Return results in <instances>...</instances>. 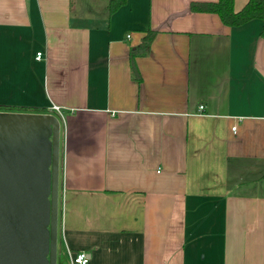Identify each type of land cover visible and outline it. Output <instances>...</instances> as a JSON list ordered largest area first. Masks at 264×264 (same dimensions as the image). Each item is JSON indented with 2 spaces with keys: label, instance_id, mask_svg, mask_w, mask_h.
<instances>
[{
  "label": "crops",
  "instance_id": "obj_1",
  "mask_svg": "<svg viewBox=\"0 0 264 264\" xmlns=\"http://www.w3.org/2000/svg\"><path fill=\"white\" fill-rule=\"evenodd\" d=\"M109 1L0 0V105L61 122L62 255L264 264L263 21ZM150 29L138 81L130 50Z\"/></svg>",
  "mask_w": 264,
  "mask_h": 264
},
{
  "label": "water",
  "instance_id": "obj_2",
  "mask_svg": "<svg viewBox=\"0 0 264 264\" xmlns=\"http://www.w3.org/2000/svg\"><path fill=\"white\" fill-rule=\"evenodd\" d=\"M59 117L0 110V264H57Z\"/></svg>",
  "mask_w": 264,
  "mask_h": 264
},
{
  "label": "trees",
  "instance_id": "obj_3",
  "mask_svg": "<svg viewBox=\"0 0 264 264\" xmlns=\"http://www.w3.org/2000/svg\"><path fill=\"white\" fill-rule=\"evenodd\" d=\"M126 3V0H110L109 12H115L120 6ZM190 8L194 12H212L220 16L221 20L229 26L238 27L247 22L260 19L263 21L261 36L264 37V0H248L240 10L235 9V0H215V1H192ZM156 35L155 30H148L142 38L140 44L132 47L130 50V62L133 74L136 80L140 81V73L136 63V57L149 52L151 43ZM0 110L6 111H25V112H45L44 108L38 107H15L9 105H0ZM59 221L61 220V209L59 210ZM57 264H70L69 259L62 255L58 247Z\"/></svg>",
  "mask_w": 264,
  "mask_h": 264
},
{
  "label": "built area",
  "instance_id": "obj_4",
  "mask_svg": "<svg viewBox=\"0 0 264 264\" xmlns=\"http://www.w3.org/2000/svg\"><path fill=\"white\" fill-rule=\"evenodd\" d=\"M130 36V35H128ZM42 56V52H38L37 57L41 58ZM53 110L55 111H59L60 112V107L57 105H53ZM205 109V105L201 104L199 105V111L202 112ZM233 129L235 130L236 127H233ZM68 259L70 264H88L89 263V256L85 251H72L69 250L68 251Z\"/></svg>",
  "mask_w": 264,
  "mask_h": 264
},
{
  "label": "rangeland",
  "instance_id": "obj_5",
  "mask_svg": "<svg viewBox=\"0 0 264 264\" xmlns=\"http://www.w3.org/2000/svg\"><path fill=\"white\" fill-rule=\"evenodd\" d=\"M61 206H60V200H59V210H60ZM59 214H60V211H59ZM60 230H61V224H60V221H59V236H58V247H61V243H60Z\"/></svg>",
  "mask_w": 264,
  "mask_h": 264
}]
</instances>
